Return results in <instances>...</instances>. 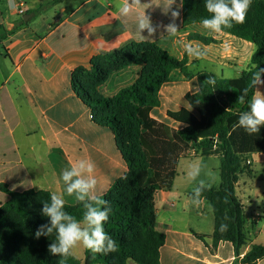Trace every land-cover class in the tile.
<instances>
[{"label":"crops","instance_id":"crops-1","mask_svg":"<svg viewBox=\"0 0 264 264\" xmlns=\"http://www.w3.org/2000/svg\"><path fill=\"white\" fill-rule=\"evenodd\" d=\"M19 2L25 8L22 17L16 12ZM120 2L122 0H0V26L5 32H12L3 38L0 30V185L7 190L55 192L63 196L65 204L73 205L77 201L66 194L61 173L75 161L85 159L94 163L93 175L99 196L126 172L115 136L90 118L91 110L70 83L73 70L89 69L93 57L114 52L130 42H140L135 32L136 13L145 10L154 25L172 22L170 12L165 15L162 8L155 6L160 0H141L151 2L152 7L136 9L126 20L119 14ZM180 3L181 0H176L173 9ZM175 23L178 28L175 36H168L161 27L143 42H155L175 58H186L188 67L202 60L225 65L221 60L226 59L227 65L239 68L234 78L248 68L254 45L222 32L210 33L197 24L184 26L182 8ZM142 34L147 36L146 31ZM196 34L213 41L205 44L190 37ZM186 44L199 45L206 55L200 59L189 56ZM134 68L131 65L113 74L103 86L105 95L112 96L120 90L114 86L111 89L114 78L119 79L124 73L135 78ZM198 72L201 71L192 73ZM191 82L195 83L194 93L198 90L196 77L185 80L178 72L173 73L172 81L159 91L160 105L153 110L152 117L159 121L157 110L173 109L170 87ZM106 88L111 91L106 92ZM259 90L264 93V86ZM186 93L190 92L184 95ZM177 107L178 113L184 106ZM164 117L171 118L168 110ZM171 122L174 124L173 120ZM250 164V174L238 176L235 192L244 212L252 208L249 217L245 212V221L259 229L257 222L264 220V153L252 154ZM8 199L0 190V203ZM202 200L199 207L193 206L191 200H184L173 187L168 192H155L156 229L165 235L159 264H231L256 244L248 242L250 234H246L247 245L240 249L239 256L230 242L214 245L213 223L209 231H204L190 222L193 211L200 219L207 215L205 200ZM255 213L261 216L252 220ZM75 250L78 252V246ZM77 259L84 261V258ZM130 263L133 262L127 264ZM256 264H264V258Z\"/></svg>","mask_w":264,"mask_h":264},{"label":"trees","instance_id":"trees-1","mask_svg":"<svg viewBox=\"0 0 264 264\" xmlns=\"http://www.w3.org/2000/svg\"><path fill=\"white\" fill-rule=\"evenodd\" d=\"M210 15L205 0H183L184 26L200 25ZM0 30L3 38L12 34L1 26ZM221 32L254 45L248 68L252 64L264 68V0H252L245 22L234 23ZM190 37L205 44L213 41L197 34ZM133 64H140V69L131 85L112 96L101 94L100 87L113 74ZM247 69L234 79L206 71L193 74L186 58H175L157 43L130 42L114 52L93 57L89 69L73 70L72 88L95 113L93 120L115 136L127 168L100 196L111 208L104 229L116 241L117 251L93 254L84 248L83 263L72 253L66 258L51 255L48 245L55 240V233L35 237L39 226L49 223L41 209L42 202L50 201L51 193L33 189L14 192L0 185L9 196L0 203V264H159L165 235L156 229L154 194L171 191L179 158L205 155L217 156L220 161V187L202 193L213 213L211 239L214 245L232 243L239 256L240 249L247 245V236L244 207L235 187L240 174H250L251 155L264 153V126L252 135L237 127L239 114L249 110L247 101L255 91L250 89L244 104L237 102L251 81L252 72ZM175 72L185 80L196 77L198 90L184 95L186 107L171 116L172 127L157 121L152 112L160 105L161 87L172 81ZM208 78L215 84L207 83ZM208 125L209 133L200 136ZM143 174L146 180L142 183ZM65 211L81 220L85 210L76 202L65 204ZM222 224L227 225L226 231L221 230ZM263 258L264 245L252 244L242 258L231 264H256Z\"/></svg>","mask_w":264,"mask_h":264},{"label":"clouds","instance_id":"clouds-1","mask_svg":"<svg viewBox=\"0 0 264 264\" xmlns=\"http://www.w3.org/2000/svg\"><path fill=\"white\" fill-rule=\"evenodd\" d=\"M176 0H160L155 6L162 8L165 15L171 14L172 22L167 25H154L151 17L143 13H136L135 32L138 40L143 42L153 37L159 28H163L168 36H175L178 32L175 20L180 16V5L173 9ZM252 0H205V8L210 17L203 18L201 27L210 33H220L222 30L231 28L233 24L245 22L246 15L250 9ZM152 7L150 3H142L141 0H122L117 5L119 14L125 20L132 17L136 9H147ZM147 32V36L142 33ZM185 51L191 57L200 59L206 52L199 45H185ZM255 69V71H252ZM252 72L248 87L239 94L237 102L244 104L250 89L254 93L247 101L249 110L240 112L237 127L243 128L249 135L259 133L264 126V93L259 88L264 86V68L252 64L247 69ZM207 83L214 85L215 80L208 78ZM95 165L90 160L79 159L61 173V180L65 185L68 196H74L75 200L83 205V217H76L65 211V200L62 195L52 193L50 201L42 202L41 214L49 219V223L42 224L35 232V237H50L55 233V240L48 245L51 255L66 258L71 255L72 250L78 245L90 250L93 254H109L117 251L116 241L105 231L104 224L109 219L111 208L108 201L96 194L97 180L93 173ZM203 166L201 163H192L186 170L185 179L192 188L191 203L199 207L202 203V193L211 187L204 178H201ZM221 230L226 231L227 225L222 224Z\"/></svg>","mask_w":264,"mask_h":264},{"label":"rangeland","instance_id":"rangeland-1","mask_svg":"<svg viewBox=\"0 0 264 264\" xmlns=\"http://www.w3.org/2000/svg\"><path fill=\"white\" fill-rule=\"evenodd\" d=\"M222 62H224L225 65H221V64H217V63H211L209 60H202L200 61L198 64H194L189 68L190 71H192L193 73L195 71H206V72H210L215 74L218 77H224V78H228V79H234V75L235 73L239 70V68H234L231 67L227 64L228 60L223 59L221 60ZM132 66H134L136 68V74H135V78L137 76V73L140 69V64H133ZM134 68V69H135ZM135 72V70H133ZM222 72V73H221ZM125 75L120 77L119 79L114 78L112 81V90L114 89V87L116 88H124L127 87L129 85H131L135 78H133L132 76H130V74L128 73H124ZM110 79V78H109ZM108 79V80H109ZM105 85V84H104ZM104 85H102L99 89V91L101 92L102 95H105L106 93L103 91L104 89ZM195 83L191 82L190 84H181L178 83L173 87H170L171 90V96L174 100L173 103V107L172 106V110H170L169 108H165V109H160L156 111V118H159V122L165 123L167 125H169V123L171 124L170 126L175 127L174 124L171 122V118H165V111L168 110V116H173L174 114H176L177 112L175 111L179 106H186V102L184 100V93L185 92H190L193 93V87H194ZM111 89L106 88V92L111 91ZM177 103V104H175ZM171 108V107H170ZM160 111V113H159ZM90 114H92V117H95L96 119V115L95 113H93L92 111H90ZM209 133V125L208 127L201 133L200 136H204L206 134ZM192 163H201L203 166V170H202V174H201V178H204L206 180L207 183L211 184L210 188H218L220 187L221 184V179H220V170H219V166H220V161L219 158L217 156H190V157H181L178 160V164H177V175L175 177L174 180V184H173V190L177 191L180 193V195L184 198V200H191L188 199L190 198V194H192V188L194 187V184H190L189 182H187V180L185 179L186 176V170L188 168V166ZM146 180V174H143L140 177V182H144ZM205 206V211L207 213V215L203 218H198L196 215V212L193 211V214H191V225L193 227H199L200 229H203L204 231H209V229L212 228V223H213V213H212V209L211 206L209 205L208 202L205 201L204 203ZM252 208H248V210H245L247 216L249 217L251 214ZM258 224V228L256 229L255 226H251L249 224V222L247 221L245 223V232L246 234H250L248 236V242L249 241H254V243L256 244H262L264 245V220L260 219V221L257 222ZM259 230V231H258ZM73 255L76 258H79L81 260H83L84 258V247L82 245H78V252L77 250H75V248L72 250ZM130 264H134V263H130Z\"/></svg>","mask_w":264,"mask_h":264},{"label":"built area","instance_id":"built-area-1","mask_svg":"<svg viewBox=\"0 0 264 264\" xmlns=\"http://www.w3.org/2000/svg\"><path fill=\"white\" fill-rule=\"evenodd\" d=\"M16 12L19 17H22L25 14L24 4L22 2L18 3L16 7ZM90 118H92V116H90ZM260 216L261 215L259 213H255L252 217V220H257L258 218H260Z\"/></svg>","mask_w":264,"mask_h":264},{"label":"water","instance_id":"water-1","mask_svg":"<svg viewBox=\"0 0 264 264\" xmlns=\"http://www.w3.org/2000/svg\"><path fill=\"white\" fill-rule=\"evenodd\" d=\"M23 19H26L25 17H23Z\"/></svg>","mask_w":264,"mask_h":264}]
</instances>
